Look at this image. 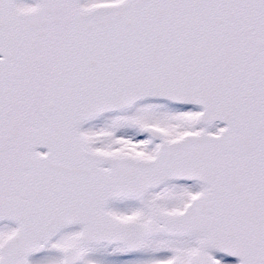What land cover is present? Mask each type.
Masks as SVG:
<instances>
[{"label": "snow or ice", "instance_id": "1", "mask_svg": "<svg viewBox=\"0 0 264 264\" xmlns=\"http://www.w3.org/2000/svg\"><path fill=\"white\" fill-rule=\"evenodd\" d=\"M0 264H264V0H0Z\"/></svg>", "mask_w": 264, "mask_h": 264}]
</instances>
